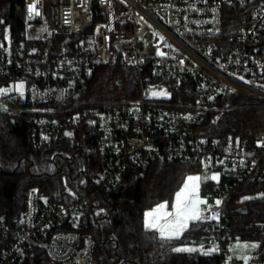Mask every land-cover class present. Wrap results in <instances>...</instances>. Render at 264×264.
<instances>
[{"label": "built area", "instance_id": "1", "mask_svg": "<svg viewBox=\"0 0 264 264\" xmlns=\"http://www.w3.org/2000/svg\"><path fill=\"white\" fill-rule=\"evenodd\" d=\"M34 2L40 15L30 18ZM228 8L245 13L232 42L223 37ZM24 17L26 38L42 45L13 48L1 40L0 27V88L25 85L23 95L0 94V115L27 123L36 143L66 142L103 156L105 164L80 197L66 187L72 198L58 201L39 185L28 187L21 220L10 226L0 219V264H98L94 240L62 228L93 210L92 193L109 196L151 161L227 169L211 198L219 207L206 208L215 231L208 248L218 264H242L231 249L228 203L243 184L260 185L264 199V136L258 155L245 145L224 148L192 137V128L228 90L264 98V0H25ZM90 27L91 46L55 53L57 37ZM115 66L134 70L137 97L122 104L81 99L96 69ZM183 77L195 79L193 103L151 95L154 87L170 93Z\"/></svg>", "mask_w": 264, "mask_h": 264}, {"label": "trees", "instance_id": "2", "mask_svg": "<svg viewBox=\"0 0 264 264\" xmlns=\"http://www.w3.org/2000/svg\"><path fill=\"white\" fill-rule=\"evenodd\" d=\"M24 2L0 0L1 40L5 42L8 33L13 48L39 49L42 42L30 41L25 35ZM244 16L242 9H227L225 40L233 41ZM94 31L90 27L68 37H57L53 49L59 54L91 46ZM113 81H118V85L108 90ZM88 83L81 99L95 102L122 104L139 92L134 70L121 66L96 69ZM170 93L172 103H193L197 97L195 79L181 78L179 85L170 86ZM263 136L264 98L243 91L228 90L192 128V137H210L224 148L245 145L250 153L258 155L261 153L258 142ZM104 164L103 156L66 142L36 143L27 123L0 115V219L10 226L21 220L25 192L32 185H39L50 199L58 201L72 198L65 195L66 187L71 188L73 197L90 193L92 181ZM201 169L191 163L151 161L142 170L128 174L109 196L92 193L93 210L62 229L91 237L98 264H218V258L204 246L215 235L206 216L191 223L183 237L172 241L162 240L156 231L144 227L146 211L162 201H171L186 177ZM223 180L221 177L219 182H208L205 188L213 187L215 193ZM259 189L258 184H243L228 203L232 210L233 239L259 243L257 264L264 262V199L258 196ZM192 245L196 251H173Z\"/></svg>", "mask_w": 264, "mask_h": 264}, {"label": "snow or ice", "instance_id": "3", "mask_svg": "<svg viewBox=\"0 0 264 264\" xmlns=\"http://www.w3.org/2000/svg\"><path fill=\"white\" fill-rule=\"evenodd\" d=\"M38 2V0H37ZM29 17L32 18L33 14L40 15L37 10V3L28 5ZM163 55V53H158ZM24 83L20 82L14 86V90L23 95ZM13 88H0V94H6L12 91ZM152 96L166 95L165 92H152ZM46 139V137H45ZM264 146V145H261ZM212 180H218V175L210 177ZM200 176L187 177L183 187L175 195V202L172 205V211H166L168 205L167 202L157 205V207L144 216V227L147 230H155L159 233V237L162 240H171L173 238H179L183 231L188 228L189 221H199L203 219L200 205L206 204L207 201L200 198L199 186ZM245 199H250L245 197ZM221 201L217 200L216 204L219 205ZM218 214H214L212 218H216ZM237 247L242 249L258 247L257 244H238ZM175 252H193L196 249L193 248H174ZM215 251V249H213ZM207 254V253H205ZM245 264H247L248 257H243Z\"/></svg>", "mask_w": 264, "mask_h": 264}, {"label": "rangeland", "instance_id": "4", "mask_svg": "<svg viewBox=\"0 0 264 264\" xmlns=\"http://www.w3.org/2000/svg\"><path fill=\"white\" fill-rule=\"evenodd\" d=\"M4 39L10 44V42H9L10 41V37H9L8 33L5 34ZM11 88L14 89L13 86ZM9 92H11V91H9ZM153 92H165L166 95L155 96L156 98L157 97H160V98H163V99L169 98L170 97V94H171V93H169L167 91H159L158 89H156V87L153 88ZM227 173H228L227 169H224V170H212V169H209L208 167H203L201 170H198L196 172H193V173H191V174H189L187 176V177H189V176H200L201 177L200 186H199V195H200V198L201 199H204V200L207 201L206 204L200 205L203 219L205 218V216L207 214L206 208H210V209L212 208V209H214L216 207H219V205H220V204L219 205L216 204V201L219 200V199H217L215 202H212L211 201L212 200L211 198L213 197V194H214L213 187L212 188H210V187L205 188V184L208 183V182H219L221 176L222 175H226ZM213 175H218L219 179L218 180H212V179H210V177H212ZM187 177H186V179H187ZM186 179H185V181H186ZM185 181H184V183H185ZM184 183H183V185H184ZM183 185H182V187H183ZM180 189L178 191H180ZM175 195H174V197H173V199L171 201H162L159 204H162V203L167 202L168 207H167L166 211H169V212L172 211V205L175 202ZM159 204H157V205H159ZM157 205L154 206V207H152V208H150V209H148L146 212H149V211L155 209L157 207ZM193 222H196V221H189L188 228L185 231L182 232V234L180 235L179 238L183 237L187 233V231L190 229L191 223H193ZM174 239H176V238H173L171 240H165V241H172ZM253 243L257 244L258 247H256L255 249H253V248L242 249V248L237 247L238 244H241V245L242 244H249V245H251ZM209 245H210V243L205 241L204 246L205 247H207V246L209 247ZM184 248H193V249H195V245L187 246V247H184ZM200 248L201 247H199V249ZM231 249H232L235 257H237L238 260L240 262H242V264H245V261L243 259V257H245V256L248 257L247 264H249V263H251V264H257V257L260 255V245H259V243L254 242V241H241V240H236V241H234L232 243V248ZM201 250H202V248H201ZM210 252H211V250H210Z\"/></svg>", "mask_w": 264, "mask_h": 264}, {"label": "water", "instance_id": "5", "mask_svg": "<svg viewBox=\"0 0 264 264\" xmlns=\"http://www.w3.org/2000/svg\"><path fill=\"white\" fill-rule=\"evenodd\" d=\"M220 98H222V96Z\"/></svg>", "mask_w": 264, "mask_h": 264}]
</instances>
